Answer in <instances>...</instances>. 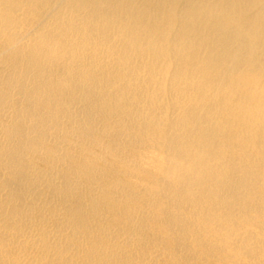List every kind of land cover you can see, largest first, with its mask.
Returning a JSON list of instances; mask_svg holds the SVG:
<instances>
[{
	"label": "bare ground",
	"instance_id": "bare-ground-1",
	"mask_svg": "<svg viewBox=\"0 0 264 264\" xmlns=\"http://www.w3.org/2000/svg\"><path fill=\"white\" fill-rule=\"evenodd\" d=\"M0 264H264V0H0Z\"/></svg>",
	"mask_w": 264,
	"mask_h": 264
}]
</instances>
